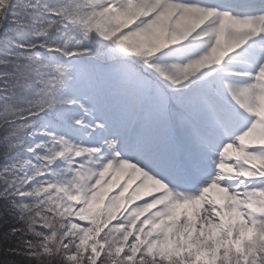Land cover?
<instances>
[{
  "label": "snow or ice",
  "instance_id": "6c2138e0",
  "mask_svg": "<svg viewBox=\"0 0 264 264\" xmlns=\"http://www.w3.org/2000/svg\"><path fill=\"white\" fill-rule=\"evenodd\" d=\"M0 264H264V0H0Z\"/></svg>",
  "mask_w": 264,
  "mask_h": 264
}]
</instances>
